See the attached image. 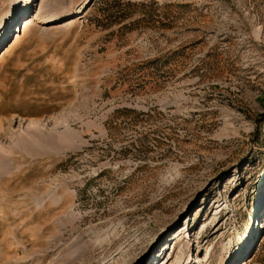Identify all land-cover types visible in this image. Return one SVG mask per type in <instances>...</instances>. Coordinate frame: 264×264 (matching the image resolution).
Wrapping results in <instances>:
<instances>
[{
    "label": "rangeland",
    "instance_id": "374dc122",
    "mask_svg": "<svg viewBox=\"0 0 264 264\" xmlns=\"http://www.w3.org/2000/svg\"><path fill=\"white\" fill-rule=\"evenodd\" d=\"M3 27L0 264H264V0H0Z\"/></svg>",
    "mask_w": 264,
    "mask_h": 264
},
{
    "label": "trees",
    "instance_id": "16d2710c",
    "mask_svg": "<svg viewBox=\"0 0 264 264\" xmlns=\"http://www.w3.org/2000/svg\"><path fill=\"white\" fill-rule=\"evenodd\" d=\"M131 113H132V115L128 116V114H131ZM140 114H142V112L134 110L132 108L116 109V111H114L111 114L110 118L106 121L108 133H110L111 128H116L118 126L117 119L119 117H123V120L129 118L128 122L135 124L138 120H140V119H138V116ZM143 140H144V137H140L138 139L140 146H142Z\"/></svg>",
    "mask_w": 264,
    "mask_h": 264
},
{
    "label": "bare ground",
    "instance_id": "6f19581e",
    "mask_svg": "<svg viewBox=\"0 0 264 264\" xmlns=\"http://www.w3.org/2000/svg\"><path fill=\"white\" fill-rule=\"evenodd\" d=\"M23 9H28V4L27 5H25L24 7H23ZM25 11V10H24ZM23 11V12H24ZM75 15V13H73V12H68V13H66L64 16H61V19H63V18H65L66 16H69V18H71V17H73ZM60 18V17H59ZM58 17L56 18L55 16H52V17H49V22H53V21H56V20H58L59 19ZM30 20V19H29ZM26 27V26H25ZM2 32H5V30H4V27H3V29L2 30H0V34L2 33ZM3 35V34H2ZM31 136H33V135H31ZM24 138V137H23ZM43 138L40 136V135H38V134H35L33 137H31V138H26L25 140H27L28 142H34V141H37V140H42ZM33 140V141H32ZM175 250V248H173V250H172V252ZM172 255V254H171ZM171 255L168 257V259H166L165 260V258H166V256L164 257V258H162L161 259V261L158 263V264H167L168 262H169V260H170V258H171ZM182 259H183V257L181 258H178V259H176V261L178 262V264H181V262H182Z\"/></svg>",
    "mask_w": 264,
    "mask_h": 264
}]
</instances>
